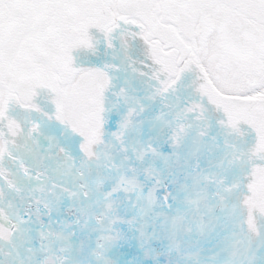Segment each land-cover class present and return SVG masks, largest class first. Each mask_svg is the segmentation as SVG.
I'll use <instances>...</instances> for the list:
<instances>
[{
  "label": "snow or ice",
  "instance_id": "6c2138e0",
  "mask_svg": "<svg viewBox=\"0 0 264 264\" xmlns=\"http://www.w3.org/2000/svg\"><path fill=\"white\" fill-rule=\"evenodd\" d=\"M90 2L91 0H0V100L3 99L8 84L23 86L25 81L32 82L31 65L47 67L51 64L52 53L58 41L67 35L65 26L72 22V17L65 14L76 13ZM127 4L130 8H140L146 13L139 19V23L148 30H152L156 20L164 16L172 17L171 20L164 21L166 25H171L172 31H161L166 37V45L175 52L179 61L176 78L172 83L190 81L189 86L195 93L190 106L182 109L186 115L190 114L193 119L199 120L203 118L205 111L211 110L220 116L219 123L231 119L202 94L203 89L211 83L225 97L226 104L239 108L246 117L254 119L255 127L248 126V136L253 143L244 154L247 171L241 180V186L247 187L252 181L253 169H264V152L257 150L253 155L252 151L257 149V145L264 146V0H127ZM116 31L131 34V43H121L125 59H131L129 49L137 41L141 42L143 59L133 61L140 65L139 68H133V71L139 76L163 84L164 81L156 76V67L149 58L146 37L140 27L120 24ZM114 40L115 32L112 38L105 39L106 53L109 50L116 51ZM89 48H93L95 54L97 49L93 45H89ZM74 67H78L83 76L103 75L109 79L106 70H119L117 66L107 63L103 66L74 64ZM82 78H78L66 90V104L70 113L79 107L76 97ZM168 87H164L162 91L167 92ZM124 91L121 89V93ZM159 92L160 89L158 94ZM134 112L135 109H130L128 116H132ZM44 115L49 120L55 119L57 123L65 124L62 104L58 103L53 112ZM130 123L131 120H125V126ZM38 127L34 125L31 132L38 134ZM70 130L81 138L80 148L87 153L89 145L85 133L74 126ZM178 131L183 133L184 125L181 124ZM118 188L119 185L112 192L118 191ZM112 192L107 195L111 196ZM167 198L165 196V200ZM117 222V219L110 221L111 224ZM119 222L123 223L122 220ZM110 238V230L106 228L89 240L85 255L87 264H95L93 257H97L101 249H104L103 264H121L118 257L111 255L119 241L106 248L97 243L99 239ZM211 259L215 260L216 256ZM225 264H264V246L253 247V241L249 240L244 259L238 260L235 253H232Z\"/></svg>",
  "mask_w": 264,
  "mask_h": 264
},
{
  "label": "water",
  "instance_id": "95a60500",
  "mask_svg": "<svg viewBox=\"0 0 264 264\" xmlns=\"http://www.w3.org/2000/svg\"><path fill=\"white\" fill-rule=\"evenodd\" d=\"M65 15L71 16L72 22L65 26L67 28V35H65L61 40L58 41L55 50L52 53L51 64L47 67L40 64H33L31 65L32 82L25 81L23 86H18L15 83H11L5 87V95L0 109V140L3 141L2 151L3 155H5L6 157L9 152H12L13 148L11 149V147L29 150V144L34 143L32 141V138L28 136L29 134L25 128L26 126L28 127V123L25 119V115H22L23 112H26L31 118H34L36 124H38L40 121H43L46 127L49 130L57 132L60 138L69 136L71 140L78 139V137L74 135L70 130L71 127L67 123L68 121H65V124L62 125L57 123L55 119L49 120L46 118V116L44 115L46 111L39 103V92L37 90L38 85H49L50 87H52L51 92L53 94V97L56 96L55 107L58 103L61 104L62 100L65 117L66 106L64 89L70 85L75 84L81 74V72H79V74L72 77V65L74 62H76V64L78 65H82L84 58L90 55L92 51H94L93 48H89V45H92V39L95 43L98 40L97 38L93 37V35L95 37L97 36L96 30L100 29L101 31H103L105 39H110L109 35L115 32V35L119 36L117 47L119 50H121V43L124 41H128L129 43H131V36L128 37L126 33L121 34L119 31H116V29L119 28L120 24L132 26L135 21L133 20L134 17L138 16V18H143L146 13L140 8L128 7L127 0H91L89 5L82 9H79L76 13H66ZM131 15H133L134 17H131ZM164 17L168 20L172 19L171 16ZM161 24H164L166 27ZM93 29L95 31H93ZM161 29H164L165 31H171V25H166L163 22L162 18L156 20V22L152 25V30L147 31V37L150 40L147 41V44L149 58L152 64L156 67V76L160 80L164 79L165 81L166 79H168L167 77L174 72V68L178 65L179 61L175 55V52L169 49L166 45V37L164 36ZM105 39L99 46L94 43L96 45V47L94 48L97 49L95 50V52H100L104 48L103 52L106 53L104 46ZM141 47V42L137 41L134 47L132 49H129V57L134 58L135 61L143 59V56L141 55ZM121 52L123 51L121 50ZM111 53V50L107 51L108 56L99 61L101 62L100 66H103V64L107 61L108 65L109 63L111 65H115L116 60L113 59L114 52L113 54ZM134 64H136V68L140 67L139 63ZM106 71L108 72L110 81H112L114 79L115 70L114 72L111 69H108ZM145 71H151V69H145ZM134 79H136V82L139 84V93L136 94L139 96L140 104L143 107H147L149 105L146 102H142L143 98L148 97V95H152V93L155 95L158 92V88L160 89V91H162V89L166 87L165 83L164 85L154 88L153 85L156 86V84H158L157 80H150L147 77L139 76L136 72H134ZM189 85L190 81H185L183 83H179V85L176 84V86L174 87L176 91H174L173 94L175 96V102L177 103H175L174 109L180 108V104L184 105L185 103H187V101L190 105V102L195 98V93L193 92L192 87H190ZM110 88L112 90L113 86H110ZM42 90L44 89H41V91ZM55 90L56 94L54 93ZM60 92L62 93V99ZM202 94L207 97L208 101L212 105L220 107L221 111L226 116H230L231 119H225L223 123H219L218 121L220 120V116L214 111L209 110L205 111L203 114V118L199 119L198 121L201 125H203V128L208 133V135L209 132H212L213 130L216 131L213 135H210L211 137H219L218 132L220 133L219 135H221L220 137L223 139V141L224 138L227 137L229 144H231V149L227 147V150L234 159V162L237 165L243 164L241 168L247 167V163L244 159V154L249 151L253 143L252 139L248 136V126H251L253 128L255 127L254 119L246 117L242 110H240L239 108L226 104L225 97L215 92L210 87V84L207 88L203 89ZM170 96L172 97V95ZM49 103H51V105H49ZM49 103V108L53 109L54 106L52 100ZM181 108L184 109V107ZM17 111L20 113H16ZM124 117V121L128 119L126 118L127 113ZM131 119L132 118L128 120ZM109 125L111 130L110 135L106 140V163L104 165L102 173H100L99 176L95 177L93 180L94 184L100 182V186L102 187L108 164L113 163L115 170L118 171L112 153H122L121 155L123 156V152L125 151L123 143H121V145H119L118 143V129L114 126V122H110V119L108 117V126ZM130 125L131 123L127 126ZM124 126L125 122L121 126V128H123ZM127 131H129V129H127ZM113 133H115V135H113ZM44 134H46V132H44ZM126 136L127 135H123V139H125ZM41 139L46 140L45 144H49L52 141L51 138L41 137ZM245 140H247V144H245ZM200 144L203 145L202 143ZM74 147L79 157L81 158L82 154L80 153L79 146L75 144ZM194 148H196V146H194ZM257 150L264 152V146L257 145V149L252 150L253 155H255ZM208 158L209 161H211L209 154ZM215 161L216 166L220 168L221 161L219 157H216ZM72 164L73 161L71 160L70 166ZM229 170L236 174V172H234L233 170ZM237 174L238 176H240L239 173ZM238 183L241 184V180H239V178ZM76 242L79 245V241L77 238ZM37 252L41 256L42 264H45L46 255H44L40 250ZM78 264H80V261H78Z\"/></svg>",
  "mask_w": 264,
  "mask_h": 264
},
{
  "label": "rangeland",
  "instance_id": "374dc122",
  "mask_svg": "<svg viewBox=\"0 0 264 264\" xmlns=\"http://www.w3.org/2000/svg\"><path fill=\"white\" fill-rule=\"evenodd\" d=\"M80 88L76 100L79 104L78 109L75 112L69 111L66 104L65 96V119L73 127L85 133L87 136V142L89 145L88 152L83 154L86 159L93 161L103 157L105 154V149L103 147V136L105 133V106H104V90H105V80L102 75H87L83 76L80 74L79 78ZM74 85V84H73ZM70 85V86H73ZM64 89V95L66 90L70 87ZM102 89V92L100 91ZM3 100V99H2ZM0 100V108L1 102ZM168 131L163 128L154 127L155 138L153 139L155 147L158 148L159 144L164 143ZM173 136L171 135L170 141H172ZM106 147V146H105ZM126 155L130 159L131 169L134 172L138 183V189L141 193L137 197V201L143 202L144 195L148 193V190L153 185L152 181V165L149 157L146 155L144 150V143L138 135L132 134L126 145ZM2 154V141L0 140V155ZM161 177L165 179L169 168L173 167L178 158V150L169 148L165 153L161 154ZM61 157L63 158L64 155ZM201 159L205 162L203 166V190L206 196L209 197L210 193L215 187V192L217 196L220 197V203H217L216 196H212L210 200L205 204V224L204 231L207 240L209 236L214 237L215 231L213 223L218 225L219 233L224 235L228 225L227 219L230 213V202H234L236 199L237 213L235 214L234 223L232 225L233 238H231L233 251L229 249V253H235V258L238 260H243L245 256L246 249L249 245V240L253 241V247L257 245L264 246V170L260 168L253 169V177L250 184L247 187L241 186L238 183V177L229 169H223L219 172L218 177L214 175L211 164H209V158L207 152H201ZM117 164L121 171H124V163L119 158L116 157ZM64 161V160H63ZM9 166L3 174L7 173L11 176V180H15L18 183L19 174L18 170L9 161ZM117 167V168H118ZM100 167L96 166L92 168V171L98 170ZM247 171V167L242 168L243 176ZM116 170L115 168H109L105 175L106 187L113 188L119 185L118 194L116 193L117 201L122 205L129 201L131 204L132 200H129L128 194H130L129 186L125 183L124 176H121L123 183L116 181ZM13 177V178H12ZM0 174V179H1ZM184 183L186 187L185 193H181V186L179 181L176 179L171 182V187L169 190L168 199L170 201L171 209V220L176 231L183 228L185 220L192 218L194 214V205L198 202V192L196 178L192 168L186 170L183 174ZM243 178V177H242ZM115 185V186H114ZM8 190V184H4ZM94 195H97L99 200V211L102 216L108 219L107 224L109 230L114 233L115 230H120L118 228L122 223L119 222L121 218V213L116 209V205L111 203L112 198L108 197V193L104 191V188H100L96 191V188L92 187ZM235 197V199H234ZM112 204V205H111ZM112 206V208H111ZM133 208V205H132ZM131 208V215H132ZM146 211L148 217L153 222L161 221L163 217V205L157 199L156 196L148 197ZM2 211V207H0ZM107 210V212H106ZM188 213V214H187ZM117 219L116 224H111L110 221ZM23 229V228H22ZM26 229H23V240L26 242L27 234ZM230 231V230H229ZM21 232V234H22ZM258 233V234H257ZM218 234V233H217ZM13 232L10 231L9 227L0 220V239L3 242L10 243L12 241ZM27 248V247H26ZM11 250L13 248H10ZM28 251L32 252V248H27ZM2 254V252H1ZM4 257L1 258L6 264H14L11 258H8L7 252L4 253ZM40 264L39 257H35L33 264ZM2 264V262H1ZM32 264V263H31Z\"/></svg>",
  "mask_w": 264,
  "mask_h": 264
},
{
  "label": "bare ground",
  "instance_id": "6f19581e",
  "mask_svg": "<svg viewBox=\"0 0 264 264\" xmlns=\"http://www.w3.org/2000/svg\"><path fill=\"white\" fill-rule=\"evenodd\" d=\"M219 95H221V94H219ZM221 96H223V95H221ZM110 130H111V128L109 125L106 127V133H105L104 139L107 140V138L110 135ZM127 142H126V145H127ZM198 148H199V146H196L195 151H197ZM71 151H72V149H71ZM68 156L71 157L69 152H68ZM106 157H107V152H106V155L104 157V160H103V157L99 158V161L101 160L102 168H104V165L106 163ZM194 159H195L196 163H198V164L201 163V160H200L197 153H195ZM116 162H117V160L115 159V163ZM220 166H221V164H220ZM8 167H9V160L2 153V157L0 156V174L2 177L0 179V207H2V211L0 210V220L3 221L5 225L12 228L13 236H12V241L10 243L3 242L0 239V264H1V262H2V264L5 263L1 259L4 257L5 252H7L8 258H11V261L13 260L14 264H31V263L33 264L32 255L28 254V251L26 249L24 250L22 247H20V234H19L20 222L14 215L15 202H13V201L19 200V199H17V196L21 195V193H23L25 191V186L23 183L17 184L15 180L14 181L11 180V176H8L7 173L3 174V172H5ZM109 168H114L113 163L108 164L107 170ZM216 168L219 169L217 166H216ZM117 170L118 171H116V174H118L119 178H121V176H124V173L120 172L119 168H117ZM101 173H102V171H101ZM125 177L127 178L128 174H125ZM5 183L8 184V186H9L8 190L4 186ZM94 185H100V182H97ZM128 186H129V191H130V194H128V195H130L129 200H134L138 190L130 182H128ZM103 188H104V191H106L107 193L112 192V189H113V188L111 189L109 187H106L105 179H104V183H103ZM87 190L89 192L88 188H87ZM200 190H201V188H200ZM116 193L118 194V191L112 192V195L108 196V197L112 198L111 203H115ZM210 195L211 196L214 195V192H211ZM22 197H23L22 195L19 196V198H22ZM93 198H94V204L92 206V213L89 216L88 224H87L89 229L87 232L86 231L80 232L79 237H77L79 242H83V239H84V237H86L88 235V232L91 230H95L97 227L99 228L100 233H101L105 229V226H104V225H106L105 222L108 221V219L105 216L103 217L102 213L99 211V203H98L99 198H98V196H93ZM202 199H203L202 203H204L208 200V197L204 196V197H202ZM219 201H220V199H219ZM231 205L235 206L236 203H231ZM118 207L119 206L117 205L116 208H118ZM17 208H18V206H17ZM111 208H112V206H111ZM131 208H132V204H131V201H129V202L122 205V211H120L121 219H122L123 224H124L122 232H126V238H125V236L120 234V232H118L119 234L117 236H113L112 239L115 243L119 240L127 243L126 246L128 247V250L130 252L131 251L133 252L132 259H135L134 260L135 264H151V261L148 259L149 254L147 253L146 245L144 244V240H145L144 234H146L147 236H150V233H151V229L149 228V225H147L145 223V219L146 220L148 219L147 214H144L145 211L141 208L140 204L137 205L136 210H135V212L132 213V215L130 213ZM195 211H196L195 212V218L193 219L192 222L189 223V225H190L191 229H192V225H194L196 230H197V233H201L199 231V230H201L200 224H199L200 223L199 219L203 218V217L200 216V214L198 213L197 210H195ZM16 212H17V210H16ZM106 212H107V210H106ZM129 220H131V223H128ZM138 221H139V223L137 225H134ZM230 221H232V220H230ZM139 228H142V230L139 231ZM106 235H107V233H106ZM110 237H111V235H110ZM199 240L202 243H204L205 247L207 245L209 246V241H207L205 239L204 234L200 235ZM102 241L104 244L106 243V245L113 243L111 241V238L110 239H102ZM232 247H233V245H232ZM10 248H13V249L11 250ZM1 252H2V254H1ZM120 252L121 251H119V255L121 256V254L123 252H121V253ZM85 255H86V253L84 251V248L82 247L81 253H80V264H85V257H84ZM213 256H216V253ZM213 256L210 255L209 259H211ZM211 260H213V259H211ZM205 261L207 262V258L205 256L204 257L200 256L197 264H205L204 263Z\"/></svg>",
  "mask_w": 264,
  "mask_h": 264
},
{
  "label": "flooded vegetation",
  "instance_id": "af4514ba",
  "mask_svg": "<svg viewBox=\"0 0 264 264\" xmlns=\"http://www.w3.org/2000/svg\"><path fill=\"white\" fill-rule=\"evenodd\" d=\"M136 18V20H139L140 18H138V16H136L135 17ZM165 20H168L167 18H165V17H163ZM138 27H140V26H138ZM140 30L142 31H144V32H146V41H150L149 40V38L147 37V31H148V29L147 28H145L143 25H142V27H140ZM96 32H97V36L96 37H101L103 34H101V30L100 29H97L96 30ZM127 35H128V37L129 36H131V34L130 33H126ZM92 35H93V33H92ZM93 37L94 38H96L94 35H93ZM92 38V37H91ZM90 38V39H91ZM97 38V39H98ZM102 39V38H101ZM154 40V39H153ZM92 41H93V39H92ZM115 43H116V48H118L117 47V42L115 41ZM96 45H100L99 44V41L97 40L96 41V43H95ZM95 44H92L94 47H96V45ZM101 52V51H100ZM95 52V54H93V51L91 52V54L90 55H88L87 57L88 58H90V59H96V57H103V53L101 52ZM115 56H116V58H117V60L119 61L118 63L119 64H121V66H122V71H121V73H123V77L121 76V78L122 79H125V85L126 86H128L130 89H131V92H129V94L128 95H130L129 97H130V99L132 100V102H134V103H138L140 106H141V104H140V99H139V96L136 94V93H139L138 91H139V84L136 82V79H134V71H133V68H136L135 66H136V64H134L133 63V60H134V58H132L131 57V59H125V54L123 53V52H121V50H116L115 52ZM118 53H121V54H118ZM74 64H76V62H74L73 63V65H72V67H73V69H72V72H74L75 71V69H77L78 67H74ZM128 64V65H127ZM76 65H78V64H76ZM103 76V75H102ZM171 76H173V73H171L167 78L169 79ZM165 77V76H164ZM103 78H104V80H105V84L107 83V79H106V77L105 76H103ZM168 79H166L165 81H164V79L162 80V81H164V83L163 84H165L166 82H167V80ZM158 83V82H157ZM163 84H160V83H158V84H156V86L154 87V88H156V87H159V86H161V85H163ZM178 85H179V83H178ZM48 88L50 87L49 85H46ZM176 86V84H174V86H173V88L171 89V90H169L168 91V98H167V101H165L164 102V104H163V106H162V110L157 114L158 115V120H148L147 121V123H146V127H147V129L149 130V132L151 133V134H153V135H155V133H154V127L156 126V127H159V128H163L165 131H169L168 130V128H166V127H169L170 125H169V122H173V120H172V118L176 115V117H177V119L179 120V122L178 123H175V126H176V129H177V131H178V129H179V126L182 124V125H184V128H185V131L183 132L185 135H186V133H190V134H192L194 131H195V128H196V126H195V119H193L192 118V116L190 115V114H185L183 111H182V109L183 108H181V107H184V109L186 108V107H188V106H190L189 104H188V101H187V103H185L184 105H182V104H180V108H177V109H174V106H175V96H174V94H173V92L174 91H176L175 89H174V87ZM213 87L215 90H217L216 89V87L214 86V85H212L211 83H210V87ZM211 87V88H212ZM48 88H43L44 90H42V92H43V95H46V94H48V93H50V90L48 89ZM159 89V88H158ZM144 90V89H143ZM218 91V90H217ZM219 92V91H218ZM126 93V92H125ZM128 93V92H127ZM155 93V92H154ZM132 94H133V96H132ZM157 94V93H156ZM154 94L152 93V95H148V97H145V98H143V100H142V102H146V100L147 99H150V98H153L152 96H153ZM170 95H172V97L170 96ZM134 98H135V100H134ZM119 99H120V102L119 103H116V104H118L119 105V107L120 108H123V99L121 98V97H119ZM173 103V104H172ZM43 104H44V106H45V109L48 111V112H50L47 108H46V104H45V102H43ZM177 104V103H176ZM172 111H174V115L172 114ZM129 112V111H128ZM128 112H127V117H128ZM179 114V115H178ZM132 116H130L128 119H130ZM116 118H120V116H116ZM204 122V121H203ZM168 133V132H167ZM132 134H136V135H140L139 133H136V132H133V133H130L129 135H132ZM167 135V134H166Z\"/></svg>",
  "mask_w": 264,
  "mask_h": 264
}]
</instances>
